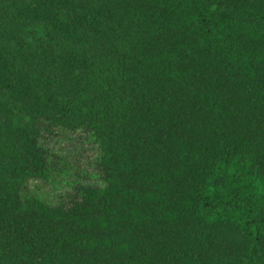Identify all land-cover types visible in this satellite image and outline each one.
<instances>
[{
	"label": "trees",
	"instance_id": "16d2710c",
	"mask_svg": "<svg viewBox=\"0 0 264 264\" xmlns=\"http://www.w3.org/2000/svg\"><path fill=\"white\" fill-rule=\"evenodd\" d=\"M0 264H264V0H0Z\"/></svg>",
	"mask_w": 264,
	"mask_h": 264
},
{
	"label": "rangeland",
	"instance_id": "374dc122",
	"mask_svg": "<svg viewBox=\"0 0 264 264\" xmlns=\"http://www.w3.org/2000/svg\"><path fill=\"white\" fill-rule=\"evenodd\" d=\"M50 147L64 156H67L68 164L71 169H77L82 176L79 178L81 181L98 183L100 182L96 174L95 166L93 165L94 152L93 148L87 141L77 140L74 136H59L53 137L49 143ZM62 176L57 177L56 183L39 184L35 190L49 199L51 202H57L59 194L68 191L70 185L67 179L70 175L66 176L67 179H63Z\"/></svg>",
	"mask_w": 264,
	"mask_h": 264
}]
</instances>
